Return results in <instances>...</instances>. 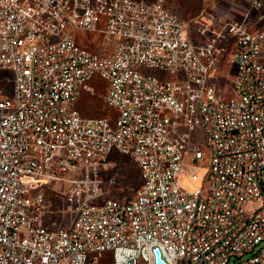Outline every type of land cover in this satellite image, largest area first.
Masks as SVG:
<instances>
[{
	"label": "built area",
	"instance_id": "built-area-1",
	"mask_svg": "<svg viewBox=\"0 0 264 264\" xmlns=\"http://www.w3.org/2000/svg\"><path fill=\"white\" fill-rule=\"evenodd\" d=\"M1 68L0 264H264V0L189 18L167 0H0ZM99 79L114 115L77 105ZM114 150L141 175L126 200L102 198Z\"/></svg>",
	"mask_w": 264,
	"mask_h": 264
},
{
	"label": "rangeland",
	"instance_id": "rangeland-1",
	"mask_svg": "<svg viewBox=\"0 0 264 264\" xmlns=\"http://www.w3.org/2000/svg\"><path fill=\"white\" fill-rule=\"evenodd\" d=\"M169 5L185 18L192 17L204 10H215L226 14L227 12L240 13L241 9H246L251 5V0H167ZM77 36L79 41L97 52L109 53L113 48L110 43H106L101 34L92 31L79 29ZM220 70L224 71L229 78L222 77L217 81L220 93L229 96L232 93V80L235 68L224 58L220 63ZM151 71H157L151 69ZM6 75L12 79L13 73L9 69H0V77ZM106 81L99 79L93 82V91L88 90L78 99L77 105L81 112L89 116L114 115L115 109L105 101ZM103 179L102 198L114 197L122 200L129 199L137 191L141 183V175L136 161L129 154L114 150L110 153L105 166L101 169ZM198 182L192 179H184L183 185L189 189H194ZM51 202L57 206H64L62 198L55 195L54 191L49 192ZM253 203L252 206H256ZM251 208V205L249 206ZM53 222L64 223L69 220L68 216L53 217ZM99 264H112L111 253L104 255Z\"/></svg>",
	"mask_w": 264,
	"mask_h": 264
},
{
	"label": "water",
	"instance_id": "water-1",
	"mask_svg": "<svg viewBox=\"0 0 264 264\" xmlns=\"http://www.w3.org/2000/svg\"><path fill=\"white\" fill-rule=\"evenodd\" d=\"M156 261L158 263H164L165 262L160 256L159 248H156Z\"/></svg>",
	"mask_w": 264,
	"mask_h": 264
},
{
	"label": "trees",
	"instance_id": "trees-1",
	"mask_svg": "<svg viewBox=\"0 0 264 264\" xmlns=\"http://www.w3.org/2000/svg\"><path fill=\"white\" fill-rule=\"evenodd\" d=\"M107 253H111V256H112V262H113V255H112V252L111 251H105L103 254H102V256H101V258L104 256V255H106ZM100 258V259H101ZM99 264V263H98Z\"/></svg>",
	"mask_w": 264,
	"mask_h": 264
},
{
	"label": "crops",
	"instance_id": "crops-1",
	"mask_svg": "<svg viewBox=\"0 0 264 264\" xmlns=\"http://www.w3.org/2000/svg\"><path fill=\"white\" fill-rule=\"evenodd\" d=\"M219 12V11H218ZM233 11H231L230 13H232ZM220 13H222V12H220ZM227 13H229V12H227ZM236 13V12H235ZM224 14V13H223Z\"/></svg>",
	"mask_w": 264,
	"mask_h": 264
}]
</instances>
